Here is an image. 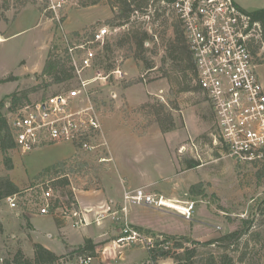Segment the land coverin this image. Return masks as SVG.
I'll use <instances>...</instances> for the list:
<instances>
[{
	"label": "rangeland",
	"instance_id": "rangeland-1",
	"mask_svg": "<svg viewBox=\"0 0 264 264\" xmlns=\"http://www.w3.org/2000/svg\"><path fill=\"white\" fill-rule=\"evenodd\" d=\"M235 1L247 12L264 8V0ZM78 2L75 0L74 5L66 10L64 21L59 25L51 18L46 0H0V79L10 76L17 79L0 82V100L15 91L32 90L24 101L32 105L65 94L77 86L76 79L52 84L49 78L38 75L42 74L49 51L61 56L65 54L64 35L75 41L105 28L113 17V11L107 5L78 8ZM163 5L169 8L167 4ZM138 21H146L147 27L150 25L147 17ZM117 29L115 32L111 28L109 39L114 40L115 45L112 53L106 55L116 64L115 69L125 73V79L95 95L96 104L102 111L105 140L108 149L111 148L113 162L99 161V157H110L107 151L99 152V156H89L77 152L71 143H59L27 153L17 147L12 149L9 151L14 163L11 171L0 151V177H12L28 205L38 201L43 189L48 187L54 189L55 199L62 202L52 216L32 218L10 210L6 198L0 197V264L12 259L18 250L33 258L36 241L44 243L49 240L50 247L61 256L83 246L79 244H85L87 238L96 243L107 236L112 237L118 232V226L110 224L109 219L97 225L96 210L101 206L97 211H102V205L106 209V204L119 207L124 188H143L148 193L176 202L179 208L185 202H196L191 219L175 211L138 205L129 207L128 219L156 231L185 234L200 242L234 232L243 227L244 220H253L251 234L242 239L234 256L239 259L248 251L245 261L238 264H264V177H261L264 163L239 165L229 158L220 143L215 116L206 96L200 91L180 92L174 82L178 76L174 74L163 78L159 69L162 51L148 52L155 68L145 69L142 62L132 58L128 45L116 44L128 27ZM257 40H261L256 48L260 55L258 72L264 85V39L261 34H257ZM149 47L151 51L153 44ZM158 101L178 105L179 110L172 111L176 131L163 134L152 116L141 109L146 103ZM16 110L4 111L9 123ZM74 156L87 164L82 171L93 167L98 176H84L82 171L67 164L38 180L41 173ZM196 163L200 165L188 168ZM66 175H70L71 184L55 189L53 184ZM194 184L202 185L199 190L205 192L204 196L189 193ZM87 206L95 207L88 214L92 223L78 227L75 225L77 218L72 213H79ZM31 218L35 228L31 225ZM101 233L107 235L100 237ZM126 256L125 264L148 259V253L142 249Z\"/></svg>",
	"mask_w": 264,
	"mask_h": 264
},
{
	"label": "built area",
	"instance_id": "built-area-1",
	"mask_svg": "<svg viewBox=\"0 0 264 264\" xmlns=\"http://www.w3.org/2000/svg\"><path fill=\"white\" fill-rule=\"evenodd\" d=\"M46 2L52 19L62 25L66 10L75 0ZM167 6L182 23L194 56L197 82L211 104L219 140L228 157L239 165L263 164L264 85L258 72L260 55L253 52L254 45L261 41L257 40V34L262 36L261 25L253 22L235 0H173ZM145 29L152 34L151 23ZM111 33V27L106 26L92 33L90 39L74 41L64 35L66 54L75 70L77 86L13 113L10 124L17 148L23 153L59 143H71L83 155L99 156V152H108L102 111L95 95L125 79L121 69L106 73L99 65L98 49L104 47ZM157 40L155 36L154 41ZM151 44L147 43L146 47L150 48ZM99 161L110 162V159L103 156ZM64 178L70 185V175ZM53 190L52 187L43 189L38 201L30 205L26 197H21V192L5 200L10 210L21 215L52 216L62 204L55 199ZM185 203L181 216L191 219L196 202ZM131 205L173 210L163 196L158 197L143 188L126 191L119 207L108 206L96 211L97 225L109 219L110 224L118 226V232L97 244L94 254L75 251L63 255L58 264H125L126 255L139 249L148 253V259L128 264H175L174 255L182 252L181 248H176L178 241L130 224L127 217ZM92 211L90 208L79 213L74 211L75 225L90 226L88 214Z\"/></svg>",
	"mask_w": 264,
	"mask_h": 264
},
{
	"label": "trees",
	"instance_id": "trees-1",
	"mask_svg": "<svg viewBox=\"0 0 264 264\" xmlns=\"http://www.w3.org/2000/svg\"><path fill=\"white\" fill-rule=\"evenodd\" d=\"M78 8H90L98 5H107L113 11V17L108 20V26L111 28H127L126 32L116 44L119 46L128 45V50L136 61L143 63L145 69L153 70V60L147 56L148 52L162 51L161 67L163 78H170L171 74L178 77L174 80L179 86L180 92H195L201 91L197 82V72L195 60L192 51L187 42L184 28L181 21L175 13L169 8L163 7V2L167 5L173 0H78ZM247 12V11H245ZM253 22H257L262 27V40L264 39V8L252 12H247ZM149 18L153 26L152 34L145 29L146 21H141L140 18ZM52 18V15H51ZM64 21V19H63ZM78 34V33H77ZM75 34L76 36H79ZM157 41H154V37ZM91 35L79 37L80 39H90ZM114 40L109 38L106 40L104 47L99 48V65L108 73L116 68L111 58H107V53H112V47L115 45ZM153 43V49L149 51L146 47L147 43ZM65 50V48H64ZM254 54L258 53L256 45L253 48ZM47 77L52 84H63L76 78L75 70L71 65L65 50L63 56L49 51L42 74L38 77ZM16 77L0 79L1 83L16 81ZM71 89V88H70ZM69 89V90H70ZM32 90L15 91L5 99L0 100V151L5 158V164L8 170L14 169V163L9 156V151L17 147L16 137L13 126L8 122L4 113L5 110H15L26 106L27 100ZM174 103H164L158 101L156 103H146L141 109L153 118L160 131L167 134L177 130V124L172 113L173 110H179L178 105ZM22 105V106H21ZM16 110V111H17ZM226 150V149H225ZM68 164V165H67ZM69 166L81 172L87 164L75 156L66 159L52 168L46 170L38 176V180L51 174L52 171H58L60 167ZM200 165L199 163L190 164L188 168ZM261 177H264V165ZM84 176H98L97 169L91 167L87 171H82ZM50 173V174H49ZM260 177V178H261ZM69 181L67 178L56 181L53 187L57 189L59 186H67ZM201 184L191 186L189 193L192 196H204L205 192L200 191ZM89 190V189H87ZM21 189L16 185L9 176L0 177V197L6 198L20 192ZM243 227L234 232L222 235L218 238L211 239L206 242H200L187 235H169L163 234L167 239H175L176 248H181L182 252L174 255L175 264H238L244 262L248 251L241 254L237 259L234 254L238 253L240 242L246 236H249L254 228L253 220H244ZM147 232H151L147 230ZM188 245V246H187ZM97 244L90 238L85 240L83 246L73 250L83 253L94 254ZM233 248V249H232ZM214 249L221 250L216 253ZM64 257L59 256L40 243L34 244V257L28 258L22 250H18L12 259L3 261L2 264H58L59 260Z\"/></svg>",
	"mask_w": 264,
	"mask_h": 264
},
{
	"label": "crops",
	"instance_id": "crops-1",
	"mask_svg": "<svg viewBox=\"0 0 264 264\" xmlns=\"http://www.w3.org/2000/svg\"><path fill=\"white\" fill-rule=\"evenodd\" d=\"M105 126L106 127H108L107 126V124H105ZM36 149H38V148H36ZM35 150V149H34ZM109 151H108V153H109V155H110V162H108V163H111V162H113V157L111 156V148L110 149H108ZM11 179H12V181L16 184V185H18V183L16 182V181H14L13 180V178L11 177ZM19 186V185H18ZM129 190H132V189H127L126 190V188H124V191H123V197H124V193L126 192V191H129ZM87 193H90L91 191H86ZM105 199H106V201H107V199L108 198H106L105 197ZM120 200V199H119ZM112 201V203L114 202V200H111ZM119 203H123V200L122 201H118ZM105 206H109L108 204H106ZM94 206H87V208H90V209H93L94 210V208H93ZM101 206H99V208H100ZM106 207V208H107ZM99 208L97 209V210H99ZM102 208H104L105 209V207H104V205H102ZM96 210V211H97ZM103 210V209H102ZM32 218H33V216H32ZM32 218L30 219V222H31V225L35 228V226H34V224L32 223ZM15 220V219H14ZM127 220H128V222L130 223V224H132L133 226H135V227H138L139 229H143V230H150L151 232H153V233H158V234H168V232L167 233H165V232H160V231H156V230H154V229H152V228H150V227H146V226H143V225H141V224H138V223H135V222H133V221H131L130 219H128V217H127ZM101 235L102 236H106L107 235V233H101L99 236L101 237ZM114 235V234H113ZM169 235H185V234H169ZM87 237H92V235H87ZM99 237V238H100ZM109 236H107L106 238H108ZM106 238H104V239H100V241L99 242H94L95 244H99V243H101L103 240H105ZM197 240V239H196ZM36 243H39V242H37L36 241ZM49 243V240H47V241H45L44 243H40V244H42L44 247H46V248H48L49 250H51V251H53L54 253H56L51 247H50V245L48 244ZM79 245H84V243H82V244H79ZM75 246V245H74ZM65 251V250H64ZM57 254V253H56ZM34 256V255H33ZM149 257V256H148ZM133 263V262H132ZM128 264V263H127Z\"/></svg>",
	"mask_w": 264,
	"mask_h": 264
},
{
	"label": "bare ground",
	"instance_id": "bare-ground-1",
	"mask_svg": "<svg viewBox=\"0 0 264 264\" xmlns=\"http://www.w3.org/2000/svg\"><path fill=\"white\" fill-rule=\"evenodd\" d=\"M165 199V198H164ZM168 202H170V206L173 210L172 211H175L176 213L178 214H183V211H184V208L186 207V203L185 204H182L181 208H179V204H177L176 202H172V200H167L165 199Z\"/></svg>",
	"mask_w": 264,
	"mask_h": 264
}]
</instances>
